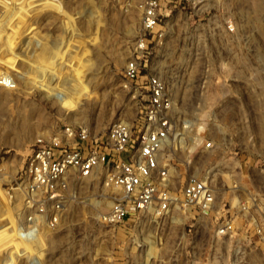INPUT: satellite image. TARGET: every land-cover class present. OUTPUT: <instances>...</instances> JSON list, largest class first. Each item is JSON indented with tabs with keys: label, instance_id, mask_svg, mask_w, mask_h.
I'll return each mask as SVG.
<instances>
[{
	"label": "rangeland",
	"instance_id": "1",
	"mask_svg": "<svg viewBox=\"0 0 264 264\" xmlns=\"http://www.w3.org/2000/svg\"><path fill=\"white\" fill-rule=\"evenodd\" d=\"M186 8L163 44L151 46L148 65L141 63L143 73L152 70L167 81L177 101L176 182L186 171L234 162L246 184V174H255L264 158V73L256 77L255 93L242 89L229 106L215 109L238 125L240 147L206 151L205 109L191 101L200 96L206 47L214 44L202 41ZM143 37L139 0H0V264H264V251L245 243L237 253L224 245L216 258L205 231L194 255L188 222L177 215L148 213L107 225L99 215L110 199L92 181L77 185L73 209L57 229L42 227L32 238L26 232L21 176L38 139L60 135L68 124L103 133L141 114L147 92L126 87L123 70Z\"/></svg>",
	"mask_w": 264,
	"mask_h": 264
},
{
	"label": "built area",
	"instance_id": "2",
	"mask_svg": "<svg viewBox=\"0 0 264 264\" xmlns=\"http://www.w3.org/2000/svg\"><path fill=\"white\" fill-rule=\"evenodd\" d=\"M139 8L144 37L136 57L126 63L123 79L126 87L135 84L146 90L145 107L134 122H117L103 133L68 124L60 135L38 139L21 176L26 232L32 238L42 227L57 229L73 209L77 185L92 181L110 199L108 211L99 215L107 225L148 213L177 215L188 222L185 235L194 255L204 231L216 258L224 245L233 253L244 243L264 251V158L253 168L255 174H246V184L234 162L210 164L200 174L186 171L177 183L172 156L178 145L171 144L180 135L177 101L167 81L152 70L143 73L141 64L145 60L148 65L151 46L163 44L167 28L183 9L192 12L202 41L214 46L206 47L200 96H195L200 99L191 101V107L205 109V150L234 151L240 147L239 127L224 122L215 109L229 106V98L241 97L242 89L256 91V77L264 73V45L259 44H264V0H139ZM220 93L224 99H216Z\"/></svg>",
	"mask_w": 264,
	"mask_h": 264
}]
</instances>
